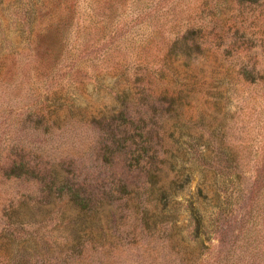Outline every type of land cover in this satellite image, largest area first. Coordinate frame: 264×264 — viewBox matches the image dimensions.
I'll return each mask as SVG.
<instances>
[{"label":"rangeland","instance_id":"rangeland-1","mask_svg":"<svg viewBox=\"0 0 264 264\" xmlns=\"http://www.w3.org/2000/svg\"><path fill=\"white\" fill-rule=\"evenodd\" d=\"M151 121L188 148L180 247L194 210L200 264H264V0H0V264H180L164 234L70 199L143 183L98 156Z\"/></svg>","mask_w":264,"mask_h":264},{"label":"trees","instance_id":"trees-1","mask_svg":"<svg viewBox=\"0 0 264 264\" xmlns=\"http://www.w3.org/2000/svg\"><path fill=\"white\" fill-rule=\"evenodd\" d=\"M124 114V112H121ZM123 136L118 139H108L105 147L98 156L101 164L111 165L115 159L122 156L123 167L126 171H137L144 175V181L140 185L137 182L128 180V175L113 180L110 176L103 178L98 189L72 190L70 199L78 209V216L87 219L89 217L99 219V214L105 208L109 218L118 213L121 220L126 215L133 216L134 224L132 231L134 235L156 232L164 234L167 246L172 250L178 248L183 250L184 255L180 264H195L201 262V249L203 241L198 238V232L202 228V222L196 218L195 211H192L191 220L194 221V244L180 247L185 239V233L190 229L189 224H179L176 213L178 206L177 194L181 184L188 179L190 168L185 171L183 165L189 163L188 148H184L180 139H175L172 145H163L162 138H157L158 128L155 122H148L142 128L131 125L130 129L125 125L119 124ZM114 130V128H113ZM141 130V131H140ZM142 132L145 133L143 138ZM108 149V150H107ZM120 152H124L123 155ZM180 162V166L178 165ZM168 164L175 170V179L166 185L162 179V171ZM192 166V165H189ZM169 224V228L165 227ZM121 224V223H119ZM118 224V225H119ZM108 228L110 229V225ZM118 228V227H117ZM136 230H139L138 232ZM112 237L114 232L109 233Z\"/></svg>","mask_w":264,"mask_h":264}]
</instances>
